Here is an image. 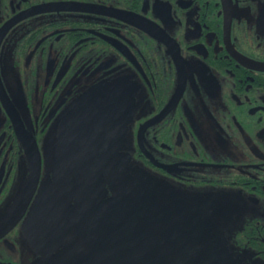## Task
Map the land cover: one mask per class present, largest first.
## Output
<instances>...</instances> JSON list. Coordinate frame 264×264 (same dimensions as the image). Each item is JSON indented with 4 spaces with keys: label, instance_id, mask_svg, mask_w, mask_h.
Wrapping results in <instances>:
<instances>
[{
    "label": "flooded vegetation",
    "instance_id": "1",
    "mask_svg": "<svg viewBox=\"0 0 264 264\" xmlns=\"http://www.w3.org/2000/svg\"><path fill=\"white\" fill-rule=\"evenodd\" d=\"M98 84L132 114L90 176L57 139ZM108 203L136 224L93 212ZM126 250L264 264V0H0V264Z\"/></svg>",
    "mask_w": 264,
    "mask_h": 264
},
{
    "label": "water",
    "instance_id": "2",
    "mask_svg": "<svg viewBox=\"0 0 264 264\" xmlns=\"http://www.w3.org/2000/svg\"><path fill=\"white\" fill-rule=\"evenodd\" d=\"M131 95L126 86L98 84L79 97L73 109L64 116L60 124L57 139V145L60 149V162L90 176L99 172L123 139L126 125L132 114ZM33 150V148L30 149L29 153L33 159L32 180L30 179V181L35 184L39 172V162ZM112 204L108 203L100 208L94 206L93 212L100 217L103 212L109 213L106 219L120 220L122 229L124 222L123 219H120L121 216L130 227L136 224L132 214L126 216L121 209L114 211ZM34 212L35 210L31 215L32 223L39 216ZM65 219L68 220V218ZM89 222L90 219L85 218L81 230H83L84 240L92 246L90 242L93 241L92 238L95 235L85 236ZM91 229L95 232L97 228ZM124 232L126 233V231ZM56 236L57 234L53 235L51 242L56 239ZM91 253L92 258L80 259L78 260L79 264H104L105 262L106 264H118L117 258L107 260L99 251H92ZM124 257H128L124 264H150V262L151 264H166V259L160 251L149 254L126 250ZM54 260L47 258L43 264H58L57 261L54 263Z\"/></svg>",
    "mask_w": 264,
    "mask_h": 264
}]
</instances>
